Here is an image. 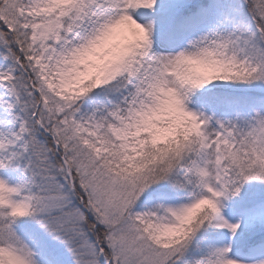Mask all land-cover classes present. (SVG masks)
Segmentation results:
<instances>
[{
  "label": "snow or ice",
  "instance_id": "obj_1",
  "mask_svg": "<svg viewBox=\"0 0 264 264\" xmlns=\"http://www.w3.org/2000/svg\"><path fill=\"white\" fill-rule=\"evenodd\" d=\"M0 264H264V0H0Z\"/></svg>",
  "mask_w": 264,
  "mask_h": 264
}]
</instances>
